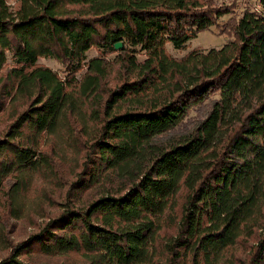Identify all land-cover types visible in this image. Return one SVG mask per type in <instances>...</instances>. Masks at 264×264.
<instances>
[{
    "label": "trees",
    "instance_id": "16d2710c",
    "mask_svg": "<svg viewBox=\"0 0 264 264\" xmlns=\"http://www.w3.org/2000/svg\"><path fill=\"white\" fill-rule=\"evenodd\" d=\"M255 2L0 0L2 222L24 216L36 177L61 187L78 162L58 211L21 240L0 235V264H264V0ZM204 29L230 39L169 52ZM211 92L219 97L193 130L160 140Z\"/></svg>",
    "mask_w": 264,
    "mask_h": 264
},
{
    "label": "rangeland",
    "instance_id": "374dc122",
    "mask_svg": "<svg viewBox=\"0 0 264 264\" xmlns=\"http://www.w3.org/2000/svg\"><path fill=\"white\" fill-rule=\"evenodd\" d=\"M8 1L15 5L18 3V0ZM214 1L217 4H220L222 2L229 3L233 0ZM252 1L256 4L255 0ZM229 39L230 37L228 36L215 34L210 29H204L200 31L196 37L190 39L187 42L185 48H176L171 42H169L168 50L175 57H183L189 52V50L195 47H201L206 49L210 47H221ZM97 54V48H92L88 51V57H92ZM38 63L52 67L63 77H66L67 75L65 64L55 57H40ZM5 69L6 68L2 69L0 72H5ZM85 71L86 67L82 68L80 71L77 72V76L79 79L84 76ZM108 75L109 82H113L115 78L120 77V66L118 63L114 64L111 73H109ZM218 97L219 94L211 92L202 102L194 105L191 108L184 120L178 126L160 135V140L167 143L173 139H176L181 134L193 130L195 126L199 123V121L207 115L215 99H217ZM8 120V116H4L2 114L0 115V132L7 124ZM67 152L70 156L71 150L68 149ZM78 159L81 160V155L78 156ZM76 164H78L77 161H74V165H72V162L68 161V169H66L64 172V176L61 180V183H63V185L61 187H59L57 185V182L51 178L36 177L32 182L29 190L27 191V198L25 199V209H23L24 216L22 218L12 217L9 218V221H7V223H3L2 221H4V219L1 216V214H3V209L0 206V235L6 234V238L11 239L14 242L21 240L22 238L30 234L32 231H34L42 221H45V219L50 213L58 211L61 208V201H63V199L65 198L64 183L72 177L71 173H73V168H75ZM69 167H71V169ZM182 194L183 193L179 195L177 203L182 200ZM254 241V237L246 238V240H244L242 244L237 246V255L245 259L248 256V253L251 252L252 249L250 250V246L252 243H254ZM8 251L9 250L7 248H4L0 244V258L6 255ZM33 259L37 262L44 264H54L59 258H50L47 256L36 255ZM79 259V254H70L67 257V260H72V263L74 261H79Z\"/></svg>",
    "mask_w": 264,
    "mask_h": 264
},
{
    "label": "water",
    "instance_id": "95a60500",
    "mask_svg": "<svg viewBox=\"0 0 264 264\" xmlns=\"http://www.w3.org/2000/svg\"><path fill=\"white\" fill-rule=\"evenodd\" d=\"M115 45L117 48H120L123 45V43H122V41H118V42H116Z\"/></svg>",
    "mask_w": 264,
    "mask_h": 264
}]
</instances>
